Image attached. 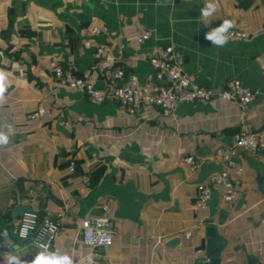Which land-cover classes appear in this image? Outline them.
<instances>
[{
	"label": "crops",
	"instance_id": "1",
	"mask_svg": "<svg viewBox=\"0 0 264 264\" xmlns=\"http://www.w3.org/2000/svg\"><path fill=\"white\" fill-rule=\"evenodd\" d=\"M214 2L216 10L201 17L206 0H0V70L9 81L0 96V133L9 137L0 144V210H11L16 239L3 242L0 264L13 253L30 262L40 250L16 237L21 213L12 212L25 204L38 210L49 189L55 197L46 214L61 227L50 250L68 253L74 264H199L211 227L223 240L225 263L264 264V154L241 153L243 170L216 155L240 130L264 133V0ZM224 19L246 36L213 45L205 33ZM90 27L106 31L87 36ZM147 30L151 37L138 43ZM169 43L199 85L219 91L237 79L254 97L245 108L215 97L180 103L169 115L154 106L134 114L112 99L94 102L54 75L61 65L105 87L111 80L96 76L94 65L96 46L108 44L126 73L119 83L135 77L151 86L149 60ZM65 152L84 159L86 169L104 158L108 170L95 185L84 176L65 182L68 171L57 168ZM224 169L238 180L231 203L211 183ZM202 184L212 190L207 209L196 205ZM105 205L113 241L87 246L79 225Z\"/></svg>",
	"mask_w": 264,
	"mask_h": 264
},
{
	"label": "built area",
	"instance_id": "2",
	"mask_svg": "<svg viewBox=\"0 0 264 264\" xmlns=\"http://www.w3.org/2000/svg\"><path fill=\"white\" fill-rule=\"evenodd\" d=\"M104 31H106L105 28L90 27L85 30V35L94 36ZM226 34L228 38L246 36V33L235 29H229ZM150 37L151 31L147 30L137 36L136 40L138 43H143ZM86 44L89 45L90 42L86 41ZM149 61L155 77V82L151 86H141L135 77H131L127 82L119 83L125 78L126 73L120 66L115 65L108 44L96 46V63L94 65L96 76L111 80V83L105 87H97L93 75L76 77L71 69L61 65L55 67L54 75L62 86L82 91L94 102L104 103L106 100L112 99L126 105L131 113H135L143 106L150 105L161 109L162 114L169 115L180 103L210 100L215 97L236 100L242 108H245L254 97V92L237 79L229 80L226 86L219 91L199 85L174 61V47L171 43L166 44L160 54L151 57ZM42 112L44 110L40 109L39 113ZM243 152L264 154V133L240 130L234 135V143L230 146L219 147L216 155L225 162L227 167H238L239 170H243V165L237 160ZM185 160L191 164L192 169L198 166L192 156L186 157ZM73 169L74 162H71L69 170ZM83 181L88 182V177L84 176ZM211 183L223 187L225 202L231 203L237 197L238 180L230 174L228 169L221 170L214 175L211 178ZM38 192L40 190L33 191L31 195L34 196ZM211 192L209 184L199 186L197 207L201 209L209 207ZM107 209L108 207L105 205L103 214L87 217L81 221L79 226L85 245L102 247L112 243L115 231L114 222L107 215ZM60 230L59 222L50 215L46 214L40 218L36 210L28 209L20 214L16 237L38 249L42 243L47 244L50 249ZM191 234V230L186 231L188 237Z\"/></svg>",
	"mask_w": 264,
	"mask_h": 264
},
{
	"label": "clouds",
	"instance_id": "3",
	"mask_svg": "<svg viewBox=\"0 0 264 264\" xmlns=\"http://www.w3.org/2000/svg\"><path fill=\"white\" fill-rule=\"evenodd\" d=\"M216 3L214 0H206L204 7L200 9L201 17H208L216 10ZM207 24V21L205 22ZM231 19H224L218 26L211 28L205 33V38L212 41L213 45L223 46L228 41V30L233 27ZM8 74L4 70H0V96L3 95L5 89L8 87ZM9 137L0 133V144L8 143ZM54 227V226H51ZM50 227V230H51ZM23 231V229H21ZM8 230L6 228L0 229V238L7 242ZM40 250L37 251L32 260L25 261L16 254H10L7 257V264H74L73 258L68 253H61L59 250H50L48 245L42 243L39 245Z\"/></svg>",
	"mask_w": 264,
	"mask_h": 264
},
{
	"label": "trees",
	"instance_id": "4",
	"mask_svg": "<svg viewBox=\"0 0 264 264\" xmlns=\"http://www.w3.org/2000/svg\"><path fill=\"white\" fill-rule=\"evenodd\" d=\"M64 68H66V67H64ZM73 74L76 77H85L86 76V75H78L74 72H73ZM99 78H101V76H99ZM118 103L121 104L120 102H118ZM123 106L129 111V109L126 105H123ZM147 106H150V105H147ZM139 110L140 109H138L135 113H137ZM160 111H161V109H160ZM234 133H235V131H234ZM63 156H64L63 159L60 162H58L57 168L58 169H64V170L68 171L66 173V175L63 176V179L65 182H67L68 180H71V179L73 180V179L81 178L83 176H87L89 185H95L108 170V163H107L106 159H104V158L96 159L94 161L93 165L89 169H86L84 159L78 158L74 155H70V153H68V152H65L63 154ZM71 162H74V169L72 171L69 170V165L71 164ZM51 197H55V196L52 193L51 189H49L47 192V196L40 199V207L38 210H36L38 212L40 218H42L46 215V207L48 206L47 203L51 199ZM19 219H20V215H19ZM13 220L14 219L11 215V210H6L5 212L0 210V229L6 228L8 230L7 241L16 240L13 237V235H14ZM0 242H4V240L2 238H0Z\"/></svg>",
	"mask_w": 264,
	"mask_h": 264
},
{
	"label": "water",
	"instance_id": "5",
	"mask_svg": "<svg viewBox=\"0 0 264 264\" xmlns=\"http://www.w3.org/2000/svg\"><path fill=\"white\" fill-rule=\"evenodd\" d=\"M30 205H20L13 210V216L16 217L21 212L28 210ZM3 248V242H0V249ZM200 248L204 250L206 260L199 264H235L225 263L222 258L223 240L218 236L214 228H207L205 236L201 239ZM250 264H254L251 260Z\"/></svg>",
	"mask_w": 264,
	"mask_h": 264
}]
</instances>
